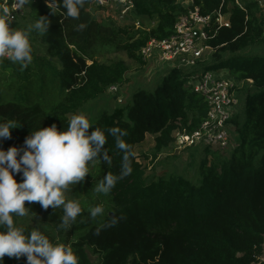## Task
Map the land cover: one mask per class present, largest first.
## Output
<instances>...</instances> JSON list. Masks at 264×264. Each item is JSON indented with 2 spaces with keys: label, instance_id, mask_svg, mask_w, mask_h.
Listing matches in <instances>:
<instances>
[{
  "label": "trees",
  "instance_id": "obj_1",
  "mask_svg": "<svg viewBox=\"0 0 264 264\" xmlns=\"http://www.w3.org/2000/svg\"><path fill=\"white\" fill-rule=\"evenodd\" d=\"M240 2L245 11L226 0L222 12L230 25L214 34L211 31L207 42L215 50L194 69L196 73L214 70L235 84L242 107L229 120V135L235 141L230 149L205 147L199 153V147L187 148L188 156H200L189 177L177 172L148 174L138 161L136 146L147 135L156 158L172 145L173 132L190 134L206 118L207 104L188 83V71L170 66L153 90L131 86L122 102L116 93L117 99H109L113 105L89 120L93 129L105 133L104 151L111 159V164L98 159L88 165L89 172L99 167L98 182L107 173H120L125 154L116 148L109 128L127 133L122 139L132 154L131 175L120 179L108 195L98 194L94 204L101 205L104 214L92 219L91 197L78 200L79 192H75L73 200L80 203L82 212L70 226H62V207L45 210L38 202L27 201L28 214L39 222L31 225L14 215L15 226L25 235L39 230L54 245L71 249L79 264H264L260 260L264 246V17L255 0ZM48 3L33 0L12 28L26 30L39 16L50 21L48 32L29 33L33 56L29 66L22 69L7 58L0 61V123L13 121L19 126L11 130V139L0 141L4 150L22 147L25 137L41 127L55 124L58 130H66L71 116L110 91V86L120 88L126 82L125 62L98 60L102 49L124 51L129 59L145 64L140 48L150 38L172 35L177 17L187 11L178 0H129L121 25L109 11V2L87 0L79 19L66 18L62 8ZM194 3L202 14L220 6V0ZM80 23L87 27L77 31ZM14 179L19 183L22 176ZM73 186L85 185L82 181ZM110 213L124 219L96 235L109 222ZM3 262L26 264V257L17 260L5 255Z\"/></svg>",
  "mask_w": 264,
  "mask_h": 264
},
{
  "label": "clouds",
  "instance_id": "obj_2",
  "mask_svg": "<svg viewBox=\"0 0 264 264\" xmlns=\"http://www.w3.org/2000/svg\"><path fill=\"white\" fill-rule=\"evenodd\" d=\"M33 0H17V7L32 4ZM87 0H51L48 6L60 7L66 18L79 19L80 11ZM50 21L45 16H39L26 30H13L4 19H0V61L7 58L20 67L27 68L33 60L29 33L48 32ZM87 25L80 23L77 31ZM13 121L0 123V141L11 139V130L17 128ZM93 129L89 120L83 114L71 117L66 130H58L55 124L41 127L25 137L22 147H0V264L3 258L19 260L26 257V264H79V257L71 249L53 244L39 230H33L25 235L24 230L15 226L14 215L23 217L28 214L25 202H38L47 210L63 209L62 226H70L82 208L78 201L66 200L65 191L70 185H76L89 174L88 165L95 160L111 164V159L104 151L107 143L105 133ZM115 138L116 148L125 153L122 157L120 173H107L100 180L94 191L97 194L108 195L117 182L131 175V152L129 145L122 139L127 133L119 127L107 130ZM230 136V135H229ZM21 175V182L14 179ZM101 205L92 206L89 215L95 219L103 215ZM123 216L117 218L112 214L108 223L96 230V235L105 228L117 226Z\"/></svg>",
  "mask_w": 264,
  "mask_h": 264
},
{
  "label": "built area",
  "instance_id": "obj_3",
  "mask_svg": "<svg viewBox=\"0 0 264 264\" xmlns=\"http://www.w3.org/2000/svg\"><path fill=\"white\" fill-rule=\"evenodd\" d=\"M178 1L187 11L177 17L173 34L162 39H148L140 48L139 55L146 62L153 61L159 65L171 63L187 70L190 75L188 83L203 96L207 104L206 118L198 129L190 134L179 130L173 133L174 148L182 151L204 146L223 151L229 148V120L238 104L235 84L230 78L214 70L196 73L194 69L215 50L208 44V39L218 28L230 25L227 14L222 12L226 0H220L219 8L209 14L200 13L194 0ZM233 1L245 11L240 0ZM255 1L264 17V0ZM98 2L105 3L102 0ZM190 5L193 6L192 10L189 9ZM25 10L26 5L17 7V0H0V19H4L11 29ZM135 25L138 26L139 21ZM116 89L115 85L109 87L110 91Z\"/></svg>",
  "mask_w": 264,
  "mask_h": 264
},
{
  "label": "rangeland",
  "instance_id": "obj_4",
  "mask_svg": "<svg viewBox=\"0 0 264 264\" xmlns=\"http://www.w3.org/2000/svg\"><path fill=\"white\" fill-rule=\"evenodd\" d=\"M108 8L109 11H111L116 17L117 22L122 25L123 23V15L126 13L127 9L129 8L130 4L128 3V0H110L108 1ZM98 60L101 61H113L117 59H121L125 62L127 65V71H126V82L122 85V87L117 88L118 90L115 91H108L104 93L101 97H99L97 100L92 101L89 103L85 108L80 109L76 114H83L88 120L92 119L98 112L107 106H112L113 103L109 104V99L111 96H113L114 99H117L116 95H118V102L123 101V93H126V91L131 86H139L144 87L149 90H153L162 79L163 74L166 72V69L170 66H175L171 63H154L153 61H149L145 64H139L136 61L129 59L124 51H116L113 48H104L102 49L99 54L96 56ZM164 64V65H163ZM165 64L167 66H165ZM162 65V66H161ZM221 74V73H220ZM117 93V94H116ZM116 94V95H115ZM116 97V98H115ZM109 106V107H110ZM242 102L239 101L238 104L235 106V112L241 109ZM75 114V115H76ZM72 117V116H71ZM229 132L231 133L230 129ZM174 133V132H173ZM232 134V133H231ZM230 134V142H229V148L232 147V144L234 141V138ZM174 136V134H173ZM153 146V141L150 135H147L145 140L136 146V157L138 161L141 162L142 165L146 166L147 173L148 174H156L159 175L161 173H170V172H177L181 173L186 177H189L192 174L193 167L198 163V160L200 158L199 154H193L191 157L188 156V151L186 149L182 151H178L174 148L173 142L170 148L166 151L159 152L156 158H153L151 155V149ZM205 147L201 146L198 149V152L200 153L201 150H203ZM213 150V148H209ZM197 152V153H198ZM146 154V157L144 156ZM189 164H191V167H189ZM99 167H92L88 176H86V179L83 180L84 187H74L73 185H70L69 188L65 191V199L66 200H73V198L76 196L75 192H79L78 200L85 199L88 200V195L91 197L89 206H95L94 203L98 202V194L94 191L95 187H93V190L89 191V187L91 184L97 182V172H99ZM85 188V189H84ZM19 217V216H18ZM20 220H22L24 223H28L31 225H35L39 222V219L35 216H32L30 214H27L23 217H19ZM90 252V251H89ZM90 257L92 260H95L96 257L91 254ZM264 259V246H263V252L260 257V260ZM257 264V263H255Z\"/></svg>",
  "mask_w": 264,
  "mask_h": 264
},
{
  "label": "water",
  "instance_id": "obj_5",
  "mask_svg": "<svg viewBox=\"0 0 264 264\" xmlns=\"http://www.w3.org/2000/svg\"><path fill=\"white\" fill-rule=\"evenodd\" d=\"M102 1H103V2H108V1H110V0H102ZM113 1H116V0H113ZM189 9L192 10V9H193V6L190 5V6H189ZM110 216H112V213H110Z\"/></svg>",
  "mask_w": 264,
  "mask_h": 264
},
{
  "label": "crops",
  "instance_id": "obj_6",
  "mask_svg": "<svg viewBox=\"0 0 264 264\" xmlns=\"http://www.w3.org/2000/svg\"><path fill=\"white\" fill-rule=\"evenodd\" d=\"M164 65V64H163ZM162 66V65H161ZM165 66H167L166 64H165Z\"/></svg>",
  "mask_w": 264,
  "mask_h": 264
}]
</instances>
